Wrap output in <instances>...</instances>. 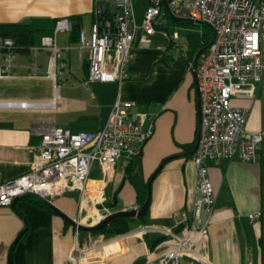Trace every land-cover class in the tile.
Returning a JSON list of instances; mask_svg holds the SVG:
<instances>
[{
    "label": "crops",
    "instance_id": "1",
    "mask_svg": "<svg viewBox=\"0 0 264 264\" xmlns=\"http://www.w3.org/2000/svg\"><path fill=\"white\" fill-rule=\"evenodd\" d=\"M94 3L95 0H0V23H29L35 19L61 18L76 22L80 17L82 25L84 17L89 15L92 25ZM165 19L162 16L159 22L172 32H178V26L188 25L175 24L169 20L165 22ZM136 20L138 23L137 12ZM141 23L142 21L138 25ZM204 32L205 28H201L200 33L189 29L185 42L179 45V35L174 39L177 46L170 48V40L164 31L149 35L140 29L132 45L127 77L121 82H94L95 90L89 93L88 98L82 96L81 88L79 93L77 88L66 94L62 92L63 86L70 81L78 82L82 88L89 87L85 84L89 64L88 51H84L82 59L79 43L73 39L72 31L58 35V45L64 48L65 70L60 75L63 85L60 99L64 101L60 103L58 99L55 109L0 107V184L30 171L41 143V137L32 130L36 123H55L74 133L95 132L107 124L112 107L121 96L123 100L133 103L131 112L148 114L145 125L148 127L153 122L155 130L140 156L131 160L123 155L118 159H125L124 177L115 192H109L115 196L114 199L110 197L105 204L111 207L113 214L146 202L148 196L142 201V190L131 181L138 160L137 170L148 186V191L151 183L150 205L143 217L131 218L127 232L110 235L86 231L97 236L82 238L78 232L75 236L76 230L81 229L63 216L37 206L23 196L16 201L15 207L11 205L0 208V264H9L10 256L12 264H115L140 254L148 256L149 261L165 252L163 250L157 254L161 247L150 253L162 234L158 231L142 233L140 229L148 227L178 230L185 215L193 211L198 195V169L192 157L182 154L186 152L185 145L197 143L199 129L197 90L193 74L197 54L192 56L190 53L193 50V38L189 35H202ZM31 58L29 48L18 50L16 71L20 77L0 79V101L54 100L52 79L26 77ZM40 58L45 70L48 51L44 50ZM232 102L235 106L249 109L247 129H264V81L258 85L253 95L239 93ZM259 152V163H244L238 159L207 163L216 204L208 217L209 223L203 239L197 246V253L205 260L203 264H264L262 217L256 220L249 217L250 214L263 210L264 147ZM165 158L172 159L161 167ZM118 160L108 176L103 174L98 164L93 167L87 184L88 194L80 203L78 201L74 204L73 199L66 195L56 197L59 200L57 203L53 201L54 198L48 201L82 225L98 224L101 205L98 197L108 195V185L115 179ZM133 188L132 195H137L138 200L131 199L129 201L132 202L115 210L114 207L119 202L118 195ZM136 219L143 220V224L133 228ZM26 229L28 233L21 238ZM114 240L119 244L113 245L116 252L112 257H105V250L99 248L88 251L86 257L77 259V242L79 247L87 248L101 241Z\"/></svg>",
    "mask_w": 264,
    "mask_h": 264
},
{
    "label": "built area",
    "instance_id": "2",
    "mask_svg": "<svg viewBox=\"0 0 264 264\" xmlns=\"http://www.w3.org/2000/svg\"><path fill=\"white\" fill-rule=\"evenodd\" d=\"M166 1L175 16L210 25L214 30V40L201 54L197 66L200 124L192 160L198 169V195L193 211L185 215L178 230L142 227L140 232L158 231L164 237L150 253L166 247L157 259L146 264H203L205 260L197 253V246L203 239L208 217L216 204L207 163L233 159L259 163V151L264 147V129H247L249 109L232 102L239 93L253 95L264 81V0ZM163 6L164 0H150L142 23L138 25L135 0H95L90 35L81 30L78 39L82 59L84 51H88L87 86L94 82H121L127 77L137 32L143 29L149 35L154 34L163 16ZM72 30L73 22L69 18L58 19L52 33L43 35L39 43L29 47L32 58L26 77L52 79L54 100L0 101V107H57L62 88L60 75L65 68L64 48L58 45V35ZM164 34L168 36L165 31ZM173 37L177 39L178 32H174ZM18 50L19 45L14 39H0V79L20 77L16 71ZM44 50L48 51L45 70L40 58ZM132 106L133 103L119 96L107 124L95 132L74 133L55 123H36L32 130L41 137L39 153L29 172L0 184V208L11 206L17 198L28 194L49 200L77 192L83 201L96 164L108 176L121 156L131 160L140 156L146 142L153 136V122L148 127L145 125L149 115L131 112ZM105 201L104 195H99V221L112 214ZM249 217L260 219L262 211ZM114 244L119 242L101 241L81 248L77 242L75 253L80 260L88 255V251L102 248L105 257L110 258L116 252Z\"/></svg>",
    "mask_w": 264,
    "mask_h": 264
},
{
    "label": "trees",
    "instance_id": "3",
    "mask_svg": "<svg viewBox=\"0 0 264 264\" xmlns=\"http://www.w3.org/2000/svg\"><path fill=\"white\" fill-rule=\"evenodd\" d=\"M163 16L167 17L168 12L165 6H163ZM79 20L73 22V30L72 35L73 39H79V34L82 28L81 21ZM57 19H35L29 23H0V39L4 38H12L16 41L17 45H19V49H27L30 46L37 44L40 42V39L45 34H50L53 32ZM175 24H188V21H175L172 19ZM157 31H165L168 33V38L170 40L169 47H176V42L174 41L173 32L166 28L163 23H158L156 25ZM214 36V30L210 25H206L205 32L202 35H189L193 44V50L190 52L192 56L196 55L202 48L206 47L207 44ZM200 43H198V41ZM196 146L195 143H191L185 145L184 148L186 151L192 150ZM193 154H188L187 157H192ZM170 159L165 158L162 162L161 167H163ZM160 167V169H161ZM262 185H263V210H262V224H263V235L261 238V242L264 243V161L262 163ZM154 176V174H153ZM156 176V173H155ZM26 199L30 202L36 204L37 206L46 208L52 212H56L52 206L42 198H37L35 196H26ZM18 211V210H17ZM21 213V211H20ZM23 215V213H21ZM131 218L129 217H117L108 225L104 226L101 230L95 231V233H108L110 235H116L120 233L127 232L130 229ZM67 225H70L68 221H66ZM28 233V229L22 234L21 238L25 237ZM164 240V237L158 239L156 242H161Z\"/></svg>",
    "mask_w": 264,
    "mask_h": 264
},
{
    "label": "rangeland",
    "instance_id": "4",
    "mask_svg": "<svg viewBox=\"0 0 264 264\" xmlns=\"http://www.w3.org/2000/svg\"><path fill=\"white\" fill-rule=\"evenodd\" d=\"M149 3H150V0H135V10L137 12L138 23H140V21H142L141 19L143 18L144 12H145L146 8L148 7ZM167 12H168V10H167ZM163 13H164V10H163ZM168 20L172 21V18L170 16L169 12H168V15H167V17H166V19L164 21L166 22ZM187 23H188V25H183V26L176 27V30L179 32V35H180V38L177 39V42L179 43V45H181V44H183L185 42L186 34L189 32V29L191 30V32L192 31H196L197 33H200L201 28H205L206 29V25H204L202 23H193V22H187ZM82 28L86 31L87 36H89L90 35V30H91V19H90L89 15L84 17L83 23H82ZM63 36L66 37L67 35L63 34ZM64 70H65V68H64ZM74 83L72 81H70L65 86L62 85L63 86L62 92H64V94H66L70 90H72L73 88H77V92L79 93V88H81L83 90L82 91V96H84V98H88L89 93L91 91L95 90L94 86H95L96 83L91 84L89 87L84 86L83 88L79 87V83L78 82L77 83L74 82ZM63 101L64 100H61V99L59 100L60 103L63 102ZM124 160L125 159H123V158L121 160H118L117 172H116L115 179H114V181L112 183H110L108 185V190H109L107 192L108 195H105L106 201L109 200L110 197L114 199L115 196L114 195H110L109 192L110 191L115 192V190L119 187L120 183L123 180V177H124V165H125ZM137 166H138V160L136 161L134 172H133V174L131 176V181L134 182L135 184H138V186L142 190V193L144 195H141V200L144 201V199L148 196V195H145V194L148 193V186H146L145 185L146 183L143 182V177L140 175L139 171L137 170ZM133 191H134V188L133 189H129V190L125 191L124 193L118 195V201L119 202L114 207L115 210L120 209L124 204H128V203L132 202V201H129L131 199H133L134 201L138 200L137 199V195H132V193H134ZM66 197H69V198L73 199L74 204L78 203V201L80 203V201H81V196H79V193H77V192L68 193V194H66ZM56 199L57 198L53 199V201L55 203H57L59 201V200H56ZM49 201H51V199H49ZM85 213L86 212L84 211V214ZM142 224H143V220L136 219L134 221L132 227L136 228V227L141 226ZM77 232L79 233L80 237H82V238L84 236H89L90 238H95L97 236L95 234H92V233H89V232H86V231H83V230H76L75 236H76ZM165 249H166V247H162L161 250L157 254H160ZM147 261H148V256H146V255L144 256V255L140 254L138 257L132 256V257L126 259V260H122V261L117 262L115 264H143L144 262H147Z\"/></svg>",
    "mask_w": 264,
    "mask_h": 264
},
{
    "label": "water",
    "instance_id": "5",
    "mask_svg": "<svg viewBox=\"0 0 264 264\" xmlns=\"http://www.w3.org/2000/svg\"><path fill=\"white\" fill-rule=\"evenodd\" d=\"M164 5L166 7V9L168 10L171 18L175 21H194L195 20H192V19H189V18H186V17H177L175 16L170 7L168 6V3L166 0H164ZM214 40V36L213 38L210 40V42L207 44L206 47L202 48L196 55L195 59H194V64H193V74H194V77H195V83H196V90H197V108H198V117H199V124H200V94H199V90H198V78H197V66H198V62H199V58L201 56V54L204 52V50L213 42ZM199 140V129H198V134H197V142ZM197 148V143H196V146L190 150V151H186L184 153H182L183 155H188V154H193L195 152ZM150 185L151 183H149V193H148V197H147V200L144 204L138 206V207H134V208H131V209H126V210H122V211H117V212H114L113 214L109 215L108 217H106L105 219H103L102 221H100L98 224L96 225H93V226H87V225H82L80 223H78V221L76 220H73L71 219L70 217H68L64 212H62L60 209L56 208L55 206H53L48 200H46L51 206L52 208L61 216H63L65 219H67L72 225H74L75 227H77L78 229H81L83 231H98V230H101L104 226L108 225L110 222H112L115 218L117 217H129V218H141L143 217L148 208H149V205H150V200H151V195H150ZM26 196H35V197H38V195H35V194H28ZM21 198V197H19ZM17 198L14 203L12 204L13 207H15V203L16 201L19 199ZM20 238V235L19 237L17 238V240ZM16 240V241H17ZM9 264H12V258L10 256V259H9Z\"/></svg>",
    "mask_w": 264,
    "mask_h": 264
},
{
    "label": "bare ground",
    "instance_id": "6",
    "mask_svg": "<svg viewBox=\"0 0 264 264\" xmlns=\"http://www.w3.org/2000/svg\"><path fill=\"white\" fill-rule=\"evenodd\" d=\"M88 194V193H87Z\"/></svg>",
    "mask_w": 264,
    "mask_h": 264
}]
</instances>
